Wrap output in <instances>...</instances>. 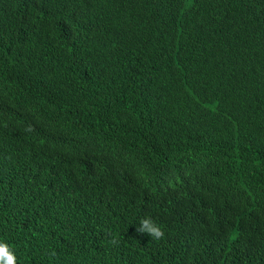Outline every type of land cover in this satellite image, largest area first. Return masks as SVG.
I'll return each instance as SVG.
<instances>
[{"label":"trees","instance_id":"obj_1","mask_svg":"<svg viewBox=\"0 0 264 264\" xmlns=\"http://www.w3.org/2000/svg\"><path fill=\"white\" fill-rule=\"evenodd\" d=\"M0 241L264 264V0H0Z\"/></svg>","mask_w":264,"mask_h":264},{"label":"clouds","instance_id":"obj_2","mask_svg":"<svg viewBox=\"0 0 264 264\" xmlns=\"http://www.w3.org/2000/svg\"><path fill=\"white\" fill-rule=\"evenodd\" d=\"M138 233H146L151 236V239L160 240L164 237L165 233L162 228L152 219L151 216H145L140 219L139 226L136 228ZM113 245L119 244V239L115 236L110 241ZM0 264H17V256L12 247L0 241Z\"/></svg>","mask_w":264,"mask_h":264}]
</instances>
